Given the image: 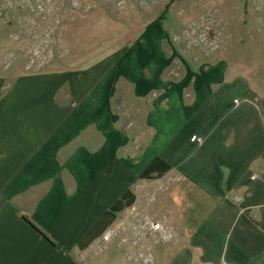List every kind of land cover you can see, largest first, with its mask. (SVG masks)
Here are the masks:
<instances>
[{"label":"crops","instance_id":"obj_1","mask_svg":"<svg viewBox=\"0 0 264 264\" xmlns=\"http://www.w3.org/2000/svg\"><path fill=\"white\" fill-rule=\"evenodd\" d=\"M159 21L85 66L0 78V264H138L97 243L160 177L179 178L158 206L177 237L152 264H264V96L218 60L171 77Z\"/></svg>","mask_w":264,"mask_h":264},{"label":"rangeland","instance_id":"obj_2","mask_svg":"<svg viewBox=\"0 0 264 264\" xmlns=\"http://www.w3.org/2000/svg\"><path fill=\"white\" fill-rule=\"evenodd\" d=\"M158 19L164 51L174 56L171 77L180 80L191 65L218 60L231 71L227 80L239 77L264 96V0H0V78L85 66L95 52L112 53ZM129 89L114 97L113 108L124 116L119 124L136 131L125 115L141 105L129 100ZM124 97L126 105L118 102ZM148 135L137 134L134 144ZM161 195L153 209L166 214L158 207ZM122 237L100 240L97 252L118 243L116 256L126 260L139 246ZM161 246L146 238L140 251L154 262Z\"/></svg>","mask_w":264,"mask_h":264},{"label":"built area","instance_id":"obj_3","mask_svg":"<svg viewBox=\"0 0 264 264\" xmlns=\"http://www.w3.org/2000/svg\"><path fill=\"white\" fill-rule=\"evenodd\" d=\"M198 142H201L198 139ZM179 180L178 177H160L137 183L134 186L135 196L132 204L124 212L119 223L106 232L101 240L109 241L111 237L123 235L121 242L129 237L132 246H139L136 252L127 254V260L138 264H152L148 256L140 251L141 243L146 238L159 241L161 244L170 242L177 237V228L173 222V211L158 213L153 203L159 194L167 192L171 185ZM131 237V238H130ZM99 243L97 244V248ZM141 261V262H140Z\"/></svg>","mask_w":264,"mask_h":264},{"label":"trees","instance_id":"obj_4","mask_svg":"<svg viewBox=\"0 0 264 264\" xmlns=\"http://www.w3.org/2000/svg\"><path fill=\"white\" fill-rule=\"evenodd\" d=\"M120 82H123V80H120ZM119 91V90H118ZM120 93V91L117 93V94H119ZM48 238V237H47ZM49 239V238H48ZM50 240V239H49ZM51 241V240H50ZM52 242V241H51Z\"/></svg>","mask_w":264,"mask_h":264}]
</instances>
